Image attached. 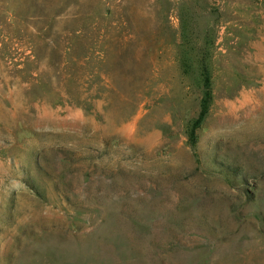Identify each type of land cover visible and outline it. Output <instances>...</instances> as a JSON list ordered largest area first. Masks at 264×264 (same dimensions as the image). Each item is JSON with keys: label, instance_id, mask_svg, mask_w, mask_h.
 Returning a JSON list of instances; mask_svg holds the SVG:
<instances>
[{"label": "rangeland", "instance_id": "obj_1", "mask_svg": "<svg viewBox=\"0 0 264 264\" xmlns=\"http://www.w3.org/2000/svg\"><path fill=\"white\" fill-rule=\"evenodd\" d=\"M0 264H264V0H0Z\"/></svg>", "mask_w": 264, "mask_h": 264}, {"label": "trees", "instance_id": "obj_2", "mask_svg": "<svg viewBox=\"0 0 264 264\" xmlns=\"http://www.w3.org/2000/svg\"><path fill=\"white\" fill-rule=\"evenodd\" d=\"M204 88H205V93H204V97L202 99L201 113H200L199 118L193 122L192 127H191V131H190V143L192 145H195V143H196L195 132L198 128H200V126L204 122L206 115L209 112V108H210L211 101H212L210 81L208 78H206L204 80Z\"/></svg>", "mask_w": 264, "mask_h": 264}]
</instances>
